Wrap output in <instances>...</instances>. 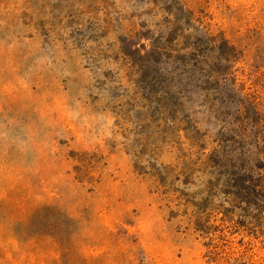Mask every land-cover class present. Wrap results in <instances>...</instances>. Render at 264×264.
Here are the masks:
<instances>
[{"label":"rangeland","instance_id":"obj_1","mask_svg":"<svg viewBox=\"0 0 264 264\" xmlns=\"http://www.w3.org/2000/svg\"><path fill=\"white\" fill-rule=\"evenodd\" d=\"M0 264H264V0H0Z\"/></svg>","mask_w":264,"mask_h":264}]
</instances>
